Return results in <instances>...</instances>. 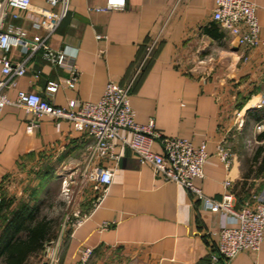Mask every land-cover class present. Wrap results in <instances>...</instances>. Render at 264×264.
I'll return each mask as SVG.
<instances>
[{
  "label": "crops",
  "instance_id": "1",
  "mask_svg": "<svg viewBox=\"0 0 264 264\" xmlns=\"http://www.w3.org/2000/svg\"><path fill=\"white\" fill-rule=\"evenodd\" d=\"M250 1L264 39V0ZM31 4L35 10L64 15L48 32L32 10L8 9L4 24L27 40L19 46L11 36L6 50L26 69L8 78L7 83H14L4 88L9 98L21 89L57 106L73 100L78 109L99 100L109 80L128 86L136 122L152 118L162 135L186 138L195 147L204 144L203 176L193 183L206 196L220 200L223 180L230 175L237 195L251 190L264 199V170L257 169L260 163L253 164L250 154L260 133L258 124L264 123V47L238 45L212 19L215 0H126L122 8L110 11L95 9L105 0ZM34 42L64 52L67 64H54L42 44L32 47ZM70 63L77 70L72 87L65 81ZM50 82L59 85L49 90ZM31 120L16 104H5L0 111V196L11 201L5 217L22 202L38 204L52 216L51 204L44 211L41 205L59 189L62 173L71 175L72 185L89 181L81 171L93 137L69 120L47 115ZM120 134L130 136L127 130ZM223 138L233 152L228 169L216 154ZM119 143L118 138L115 151L121 152L120 158L103 162L113 168L111 183L102 192L100 185L87 182L98 194L96 203L87 210L88 199L80 197L85 218L61 233L57 264H77L84 246L93 247L91 264H224L211 257L224 217L203 208L179 183L163 181L130 148L120 150ZM152 149L161 150L157 142ZM105 222L108 226L102 227ZM226 264H264V240L257 253L239 252Z\"/></svg>",
  "mask_w": 264,
  "mask_h": 264
},
{
  "label": "built area",
  "instance_id": "2",
  "mask_svg": "<svg viewBox=\"0 0 264 264\" xmlns=\"http://www.w3.org/2000/svg\"><path fill=\"white\" fill-rule=\"evenodd\" d=\"M52 6L60 0H47ZM126 0H105V5L96 7V10L110 11L122 8ZM9 8L26 9L37 13L38 24L51 32L58 24L64 11L55 12L50 9L32 8L31 0H0V71L6 79L0 80V111L5 104L12 103L22 107L32 116V122L47 115L56 119L69 120L77 130L87 132L94 139L88 149L86 161L81 171L82 178L98 184L102 192L111 183L113 168L104 165L109 160L117 161L121 152H116V140L120 150L128 147L137 156L140 162L148 163L156 176L163 181H174L193 193L201 206L213 212H219L224 221L216 232L217 238L211 244V257L214 260L221 258L226 264L242 251L257 253L264 240V200L252 196L251 199L237 204L230 175L223 180V192L220 200L206 196L193 180L203 176V164L207 158L204 144L198 147L186 138L178 136H164L155 129L153 119L140 124L135 121L133 108L129 103V87L109 80L103 94L96 102H85L78 109H74V102L70 100L67 106H57L35 92L18 89L13 99L4 91L7 86L14 85L8 78H15L25 73L22 62L12 61L6 54L10 38L14 44L25 46L27 40L11 25L4 24ZM256 6L250 0H215L212 19L221 28L227 30L235 37L236 43L244 49L264 47V39L258 34V23L255 14ZM33 16V15H32ZM43 45L47 50V58L57 65L67 64V57L62 51L52 52L42 42H34L33 48ZM71 75L65 79L68 86H73L76 78V66L69 64ZM8 76V77H7ZM59 82H50L49 90H55ZM242 123L240 119L238 125ZM263 130L264 124H258ZM127 130L129 138L120 134ZM153 142L160 145V152L152 149ZM118 147V148H119ZM225 168H229L233 153L222 139L216 151ZM71 175L67 172L61 174V190L68 191L71 184ZM1 201V196H0ZM83 216L76 226L84 220ZM74 224V223H73ZM105 222L102 227H107ZM73 227V228H74ZM60 236L57 237L45 257V264H56L59 260ZM93 247L84 246L79 251L77 264H90L93 256Z\"/></svg>",
  "mask_w": 264,
  "mask_h": 264
},
{
  "label": "trees",
  "instance_id": "3",
  "mask_svg": "<svg viewBox=\"0 0 264 264\" xmlns=\"http://www.w3.org/2000/svg\"><path fill=\"white\" fill-rule=\"evenodd\" d=\"M257 140L259 143L251 156V162L254 164L259 161L257 169L264 170V131L257 135ZM10 202L9 198L1 197L0 219H5L0 231V264H32L31 257L39 254L45 243L55 237L58 220L42 213L38 204L25 202L5 217L3 212Z\"/></svg>",
  "mask_w": 264,
  "mask_h": 264
},
{
  "label": "rangeland",
  "instance_id": "4",
  "mask_svg": "<svg viewBox=\"0 0 264 264\" xmlns=\"http://www.w3.org/2000/svg\"><path fill=\"white\" fill-rule=\"evenodd\" d=\"M237 124H238V122H237ZM259 131L261 133L264 131V129L259 130ZM256 140H257V138H256ZM258 142L259 141L257 140V142L255 143V147L258 144ZM226 145L229 147V144L227 142H226ZM255 147L252 146L250 154H253ZM87 182H89V181H86V183H84V185L83 184H80V185L70 184L68 191L61 190V185H60L59 189H57L58 191L56 190V191L52 192L51 196H48L47 200L44 202V205H41V208L44 211V210H46L45 207H48L45 205L49 204V203L51 204V206H50L52 209L51 214H52V216L56 217L58 220V225L55 229V230H57V233H56L57 237L60 235L62 236L61 233H66L68 230H71L76 225L77 221H79L83 217L84 212H82L80 210V208H81L80 205H81V201H82L80 199L81 196L84 199L85 198L88 199L89 205H87L88 206L87 210L92 208L95 205L98 194L94 193V192H96V190L94 191L92 189V186L89 185ZM38 187L40 189V186H38ZM41 189H43L42 186H41ZM233 191H234V189H233ZM234 194H235L237 204L243 203L244 201L251 199L252 196L260 198L256 193L251 192V190L246 191V192H242V194L240 196H242L243 198H241L239 195H237L235 193V191H234ZM262 200H264V199H262ZM42 213H45V211ZM56 239L57 238H54V239L46 242L44 249L41 252H39V255H35L34 257L33 256L31 257V259H30L31 263L32 264H45L46 254L48 253V250L51 247V243H54ZM59 242H60V246H61V239H59ZM57 263H58V261H57Z\"/></svg>",
  "mask_w": 264,
  "mask_h": 264
}]
</instances>
